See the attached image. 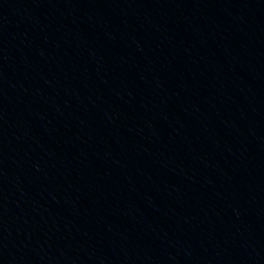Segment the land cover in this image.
I'll list each match as a JSON object with an SVG mask.
<instances>
[{
	"label": "water",
	"instance_id": "95a60500",
	"mask_svg": "<svg viewBox=\"0 0 264 264\" xmlns=\"http://www.w3.org/2000/svg\"><path fill=\"white\" fill-rule=\"evenodd\" d=\"M0 264H264V0H0Z\"/></svg>",
	"mask_w": 264,
	"mask_h": 264
}]
</instances>
